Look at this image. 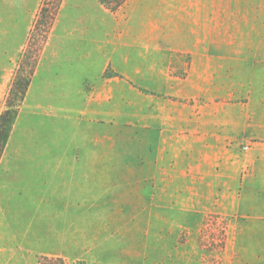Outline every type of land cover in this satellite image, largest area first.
Returning <instances> with one entry per match:
<instances>
[{
  "label": "rangeland",
  "instance_id": "obj_1",
  "mask_svg": "<svg viewBox=\"0 0 264 264\" xmlns=\"http://www.w3.org/2000/svg\"><path fill=\"white\" fill-rule=\"evenodd\" d=\"M42 1L0 0V114L22 54L42 46L31 37ZM259 98L264 0H130L117 11L62 0L0 160V264H264V231L237 229L264 227L247 204L196 231L201 218L180 211L189 184L166 181L180 111L195 102L227 104L229 127L243 128L239 174H251Z\"/></svg>",
  "mask_w": 264,
  "mask_h": 264
},
{
  "label": "crops",
  "instance_id": "obj_2",
  "mask_svg": "<svg viewBox=\"0 0 264 264\" xmlns=\"http://www.w3.org/2000/svg\"><path fill=\"white\" fill-rule=\"evenodd\" d=\"M257 102L258 105H254L253 108V133L260 137V140H264V98H259ZM187 106L188 112L180 111L178 118V146L173 150L167 149L170 154L167 164L172 170L173 179L166 180L163 176L165 172L163 164L158 160L156 180L189 184L187 193H183V190L178 191L180 198L188 199L187 205L180 206V211L185 213L186 209L191 210L201 218V222L192 226L196 231L202 229L205 215H228L230 209L235 207L231 213L242 216L246 214L247 208H243L245 204L248 205L249 214L258 220H264V142L255 141L251 147L244 146V149H248V155L252 157V173L242 176L238 170L241 161L238 159L240 148L236 142L240 140L243 128L235 122L229 127L230 113L227 104L205 102L198 106L195 102L194 105L189 103ZM212 107L215 110H212ZM231 114L234 119L237 117L236 112ZM231 139L233 143H230ZM159 151L162 152L161 146L157 152ZM236 190L239 200L233 205L232 199ZM230 192L233 196H230ZM230 202L232 206L229 205ZM154 208L156 211L151 210L150 213H160L163 207L157 205L151 209ZM262 225V222L240 223L237 229L264 231ZM185 227L184 225L182 228ZM178 246L199 248L200 242H179ZM225 247H229V242Z\"/></svg>",
  "mask_w": 264,
  "mask_h": 264
},
{
  "label": "trees",
  "instance_id": "obj_3",
  "mask_svg": "<svg viewBox=\"0 0 264 264\" xmlns=\"http://www.w3.org/2000/svg\"><path fill=\"white\" fill-rule=\"evenodd\" d=\"M128 1L129 0H100L101 4L111 11L121 9ZM61 2L62 0L42 1L31 33V37L36 35L37 32L39 33L38 35L43 39V43H41L42 46L37 50L38 52L36 51V53H32L30 57H28L29 60L27 62L23 59L27 54V50L22 54L18 72L9 88L6 109L0 114V160L32 81L35 69L39 63L40 51L53 27ZM43 261H52V259L47 256L42 257L39 264H44Z\"/></svg>",
  "mask_w": 264,
  "mask_h": 264
}]
</instances>
